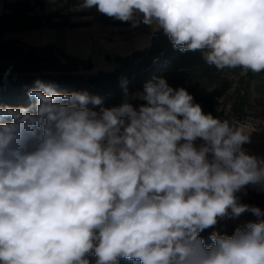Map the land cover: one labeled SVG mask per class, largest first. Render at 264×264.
<instances>
[{
  "label": "clouds",
  "instance_id": "9594fccd",
  "mask_svg": "<svg viewBox=\"0 0 264 264\" xmlns=\"http://www.w3.org/2000/svg\"><path fill=\"white\" fill-rule=\"evenodd\" d=\"M92 9L162 31L218 71L264 72V0H77L72 10ZM126 85L104 106L37 79L30 105H0V264H264V210L237 195L264 190L250 135L164 77ZM246 213L255 219L233 234L215 230Z\"/></svg>",
  "mask_w": 264,
  "mask_h": 264
},
{
  "label": "trees",
  "instance_id": "16d2710c",
  "mask_svg": "<svg viewBox=\"0 0 264 264\" xmlns=\"http://www.w3.org/2000/svg\"><path fill=\"white\" fill-rule=\"evenodd\" d=\"M4 8L0 15V105H30L33 101L27 90L40 79L54 83L60 91H87L101 97L104 106H113L123 99V80H127V89L132 93L143 91L154 77H164L173 88L184 87L206 113L228 106L229 116L235 121H264V72L243 74L240 68L218 71L206 63L200 51L181 53L174 49L162 31L153 34L147 48L106 57L113 65L111 71L95 72L91 58L71 55L53 44L31 46L6 38L8 32L87 26L73 21L81 14H43L42 0L5 2ZM237 195L242 203L264 207V192L245 189ZM236 227L227 225L215 230L231 235ZM213 230L201 233L206 242H210ZM89 259L94 264L95 257ZM119 264L133 262L121 260Z\"/></svg>",
  "mask_w": 264,
  "mask_h": 264
},
{
  "label": "rangeland",
  "instance_id": "374dc122",
  "mask_svg": "<svg viewBox=\"0 0 264 264\" xmlns=\"http://www.w3.org/2000/svg\"><path fill=\"white\" fill-rule=\"evenodd\" d=\"M21 0H0V15L4 13V3L5 2H16ZM43 1V14H49L51 12L59 11L61 13L67 14L72 12L86 13L90 14L91 17L94 15V23L90 26L80 27V28H44L41 30L32 31H20V32H8L6 33V38L17 39L25 44L31 46H46L48 44H53L60 46L61 48H66L69 53L74 50V46L77 44L80 46L81 52L84 50L92 49V60L94 62V70L98 71H111L113 65L107 64L102 58L100 53V48L97 44V40L102 36H113L115 42L119 43L120 51L123 54H128L132 52V49L141 50L147 48L150 45L149 35L152 32L147 27L141 25V27L132 29L130 24L122 23L120 24L124 27H129L130 32H118L114 34L111 33V29L108 24H103L98 21L100 16L95 9L87 11H73V7L77 3V0H42ZM89 15V16H90ZM96 15V16H95ZM106 17V16H104ZM74 21L81 20L79 15L73 17ZM103 18V22H105ZM119 22V21H118ZM124 30V29H121ZM111 31V32H110ZM152 36V34H151ZM81 53V54H82ZM214 116H220L223 119L233 120L229 116V108L225 106L213 113ZM235 121V120H234ZM237 125L242 126L245 134L250 135L251 143L244 145V148L251 154L264 157V121L247 119L244 122L235 121ZM246 189L256 190L264 192V190H259L253 186H248ZM264 210V207H260ZM255 219L251 214H245L239 220L236 221H221L217 227H225L227 225L238 226L244 221Z\"/></svg>",
  "mask_w": 264,
  "mask_h": 264
},
{
  "label": "crops",
  "instance_id": "0c3cea01",
  "mask_svg": "<svg viewBox=\"0 0 264 264\" xmlns=\"http://www.w3.org/2000/svg\"><path fill=\"white\" fill-rule=\"evenodd\" d=\"M67 14H81L80 15V19L81 20H78V21H75V22H83V23H87L88 26L90 25H93V23L95 22L94 21V15L93 17H91L90 14H86V13H75V12H72V13H67ZM90 15V16H89ZM96 16V15H95ZM103 18H105V22H103ZM74 21V20H73ZM100 23H103V24H108L109 25V28L111 29V33H115L116 31L118 32H130L129 31V27H124L120 24V22L118 21H114L108 17H104V16H100V20H99ZM85 27V26H84ZM121 29H124V30H121ZM151 34H154L153 32H150V35H149V40L151 41ZM97 44L100 48V53L102 54V58L104 59V61L107 63V64H110L107 60H106V57H113V56H116V55H127V54H123L121 51H120V48H119V43L115 42L114 39H113V36H109V35H106V36H102L100 39L97 40ZM60 47V46H59ZM61 48V47H60ZM63 50H65L67 53L68 50L66 48H61ZM135 48L132 49V51H134ZM72 52L69 53L71 55H75V56H78L80 58H91L92 59V49H89V50H84L85 52H81V49H80V46H78L77 44L74 46V50H71ZM82 53V54H81ZM131 52H129L128 54H130Z\"/></svg>",
  "mask_w": 264,
  "mask_h": 264
},
{
  "label": "built area",
  "instance_id": "2783aa9c",
  "mask_svg": "<svg viewBox=\"0 0 264 264\" xmlns=\"http://www.w3.org/2000/svg\"><path fill=\"white\" fill-rule=\"evenodd\" d=\"M152 36H153V34H152ZM152 36H151V38H152Z\"/></svg>",
  "mask_w": 264,
  "mask_h": 264
},
{
  "label": "water",
  "instance_id": "95a60500",
  "mask_svg": "<svg viewBox=\"0 0 264 264\" xmlns=\"http://www.w3.org/2000/svg\"><path fill=\"white\" fill-rule=\"evenodd\" d=\"M100 19H98V21H99Z\"/></svg>",
  "mask_w": 264,
  "mask_h": 264
}]
</instances>
